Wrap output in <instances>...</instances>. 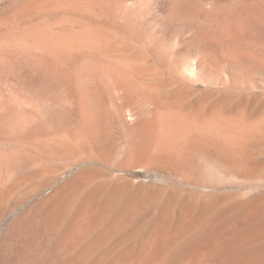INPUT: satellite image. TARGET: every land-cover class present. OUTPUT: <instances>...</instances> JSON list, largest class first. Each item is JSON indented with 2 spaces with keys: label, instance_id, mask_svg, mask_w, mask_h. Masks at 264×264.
<instances>
[{
  "label": "bare ground",
  "instance_id": "1",
  "mask_svg": "<svg viewBox=\"0 0 264 264\" xmlns=\"http://www.w3.org/2000/svg\"><path fill=\"white\" fill-rule=\"evenodd\" d=\"M182 1L0 0V83H45L30 120L76 152L14 181L43 264H264V0Z\"/></svg>",
  "mask_w": 264,
  "mask_h": 264
},
{
  "label": "rangeland",
  "instance_id": "2",
  "mask_svg": "<svg viewBox=\"0 0 264 264\" xmlns=\"http://www.w3.org/2000/svg\"><path fill=\"white\" fill-rule=\"evenodd\" d=\"M154 1L155 2L151 3V1L148 0V2L151 3L149 5L152 6L149 7L148 5V14L146 15V18L144 19L142 18L141 21L139 19L140 24L145 26H155V25L157 26L166 22L163 19V17L166 14L165 11H163L165 10V5H166L165 0H159V1L154 0ZM228 4H229L228 0H185L179 3L180 7L179 6L177 7L178 9L177 12H179L180 10L181 13V10L184 8L187 9L188 11L190 10L193 13V17H194V18L192 17L193 19H191V22L198 23V21L201 20L197 18L199 14L202 15L208 14V16L210 17H212L211 15L213 16L220 15L224 13L225 10L227 11V9L230 8ZM159 8L161 9V11ZM162 11L164 14L160 16L159 14ZM162 19L164 22L159 21ZM201 22L203 21L201 20L200 23ZM9 60L7 62L6 70L3 72V76H5L3 80L5 79L6 80L0 83V264H43V261H45V259H43L42 257L40 261L37 258L39 257L38 252L40 247L37 246L38 243L37 239L39 237L36 236L35 234H37L38 231L37 228L39 223L36 221V219H33L32 217L30 218V215H28L29 206H31V204H33L40 197L41 192L39 193L38 191H36L38 192V194L35 192L32 193L35 195L30 194L32 197L28 195L27 198L23 197L22 199L18 200L19 198L17 197L19 196H17V192H14V188H13L14 181L16 182L20 174L26 171L25 167L31 166L37 168L38 165L36 166V164L38 163L40 165L41 162H45L46 166L48 165L49 167L52 166L51 168L55 166L59 167L63 165V168L67 170L70 168V164H72V160L71 161L67 160V162H69L68 164L67 162H65V160L61 159L59 155L76 153V152L73 151L71 152V150L68 149L66 150L65 148L67 147L64 146L62 141L58 142V140L56 139L54 140L50 139L47 133H50L49 132L50 128H51L50 131L54 132L53 127H51L50 125L48 126L46 124H39L30 120V117H32L34 111L31 109H27V107H25V104L36 102V100H38V98L41 97L40 95H42L43 92H45L43 90L44 88H46V84L40 82L39 79L38 80L35 79L34 75L32 74H27L22 71L16 72L15 70L16 68L14 65V58ZM14 77L16 78V81L14 80ZM40 85L44 86V88L42 89ZM197 88L199 90H201V88L204 89V85L201 83H197ZM20 102L24 104H20ZM22 105H24V109L20 108V106ZM100 145L101 146L99 147L101 149L102 148L105 149L111 146L110 145L105 147L106 144L104 143H100ZM112 148L113 146L111 148L105 149L104 151L108 150L106 151L108 153L110 152V150L113 151L117 150V147L115 146L113 149ZM102 151H100V153H104V151L103 152ZM113 151L111 152L115 153ZM37 153H43L49 156L50 158L54 157V159H51L52 161L42 159L41 157H39ZM50 154L52 155L50 156ZM54 154L57 157V159L54 156ZM18 171L19 172L22 171V172L18 173ZM130 172L131 171L129 170L126 171L128 175H130ZM113 173L116 174L118 172H113ZM150 174L152 175V173L143 172L142 175L140 176V179L147 180L148 175ZM65 175H66L65 173H62L60 175L59 181L60 180L62 181L66 177ZM46 192H48V190H46ZM34 221H36L37 223ZM19 230L21 231L18 233ZM32 240H34L33 241L34 245L32 243ZM26 243L29 244L26 245ZM30 244L33 245L34 248L33 246H30ZM28 249H31L32 251ZM21 253L23 254L26 253V254L23 255Z\"/></svg>",
  "mask_w": 264,
  "mask_h": 264
}]
</instances>
